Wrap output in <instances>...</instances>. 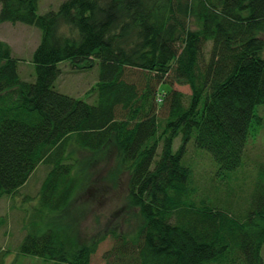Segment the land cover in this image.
<instances>
[{"label":"trees","instance_id":"obj_1","mask_svg":"<svg viewBox=\"0 0 264 264\" xmlns=\"http://www.w3.org/2000/svg\"><path fill=\"white\" fill-rule=\"evenodd\" d=\"M39 2L0 0V23L42 31L34 81L0 38V197L46 164L42 205L65 211L85 179L75 150L99 159L115 144L139 225L132 236L109 231L85 244L66 226L33 230L21 252L92 264L113 234L105 264H264V163L243 202L237 184L264 104V0H64L45 13ZM65 61L75 71L99 64L92 102L56 88ZM194 132L219 165L218 184L201 196L183 162Z\"/></svg>","mask_w":264,"mask_h":264},{"label":"rangeland","instance_id":"obj_2","mask_svg":"<svg viewBox=\"0 0 264 264\" xmlns=\"http://www.w3.org/2000/svg\"><path fill=\"white\" fill-rule=\"evenodd\" d=\"M63 1L40 0L39 12L56 10ZM0 38L12 46L14 55L23 59L20 64L22 78L34 81L36 66L32 59L42 38L41 29L23 22H3L0 23ZM211 46L209 43L206 47L207 57ZM60 67L62 72L56 81V88L62 93L92 102L94 98L89 95V91L99 81V64L81 71H75L69 61L61 63ZM161 86V89L170 88L169 83ZM175 87L187 96L192 93L188 84L176 83ZM256 113L258 117L253 120L245 153V172L238 176L237 184L245 189L239 192L242 195L241 202L247 195L258 165L264 163V104L257 106ZM195 139L196 132L193 133L183 162L192 168L197 194L201 196L207 194L214 184H218L214 172L216 167L218 171L219 165L208 150L196 146ZM182 142V136H178L174 141V149L178 150ZM73 156L83 160L82 178L85 179L67 210L61 211L42 205L41 188L50 170V166L46 164H40L18 192L0 197V264H65L21 252L20 245L25 235L33 230L45 232L49 228L66 226L82 244L89 243L109 231L132 236L137 230L138 209L130 207L128 201L129 172L119 168L116 145L111 144L105 155L99 159L80 150H75ZM219 186L222 191L225 189V184L220 183ZM240 196L237 198L240 199ZM114 242L113 234H108L93 256L92 264H105L104 253ZM262 254L264 258V246Z\"/></svg>","mask_w":264,"mask_h":264}]
</instances>
